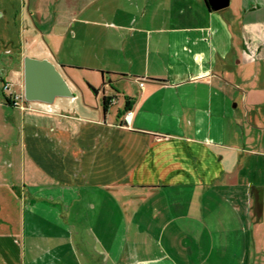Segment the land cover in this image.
Wrapping results in <instances>:
<instances>
[{"label":"crops","instance_id":"1","mask_svg":"<svg viewBox=\"0 0 264 264\" xmlns=\"http://www.w3.org/2000/svg\"><path fill=\"white\" fill-rule=\"evenodd\" d=\"M20 17L4 83L47 59L74 97L20 112L3 92L26 121L0 264H264V0H23Z\"/></svg>","mask_w":264,"mask_h":264},{"label":"rangeland","instance_id":"2","mask_svg":"<svg viewBox=\"0 0 264 264\" xmlns=\"http://www.w3.org/2000/svg\"><path fill=\"white\" fill-rule=\"evenodd\" d=\"M22 3L23 0H0V104L4 102L3 92L10 100L11 97L17 96L20 99V108L23 109L16 108L13 104L12 106L20 112L32 109L31 103L23 99L22 84L19 89L16 87L12 91L11 84L4 82L7 67L11 66L12 60L14 64H19L21 61L19 55L24 48L26 49V42L28 43L20 23ZM25 51L29 53V50ZM77 77L81 78L78 75ZM16 109H0V174L12 179L20 175L22 159L20 135L22 125L26 121ZM5 116L8 118L2 121Z\"/></svg>","mask_w":264,"mask_h":264},{"label":"water","instance_id":"3","mask_svg":"<svg viewBox=\"0 0 264 264\" xmlns=\"http://www.w3.org/2000/svg\"><path fill=\"white\" fill-rule=\"evenodd\" d=\"M230 0H204L209 11L217 12L229 6ZM23 99L28 103L52 105L56 98H73L60 71L47 59L24 57Z\"/></svg>","mask_w":264,"mask_h":264},{"label":"built area","instance_id":"4","mask_svg":"<svg viewBox=\"0 0 264 264\" xmlns=\"http://www.w3.org/2000/svg\"><path fill=\"white\" fill-rule=\"evenodd\" d=\"M20 99L17 97V96H14V97H11V101H12V104L14 107L16 108H20L21 104L19 103ZM22 108V107H21ZM20 108V109H21ZM23 109V108H22ZM131 116H132V112H126L124 117H123V121L126 125H128L130 123V119H131Z\"/></svg>","mask_w":264,"mask_h":264},{"label":"trees","instance_id":"5","mask_svg":"<svg viewBox=\"0 0 264 264\" xmlns=\"http://www.w3.org/2000/svg\"><path fill=\"white\" fill-rule=\"evenodd\" d=\"M6 101H8V100L6 99ZM107 101L108 100L106 98L103 99V110H104V112L106 111L107 106H108V102Z\"/></svg>","mask_w":264,"mask_h":264}]
</instances>
